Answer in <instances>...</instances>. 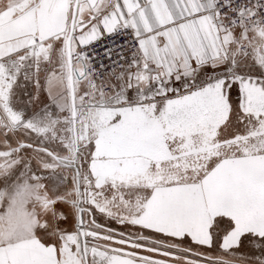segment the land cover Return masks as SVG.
I'll list each match as a JSON object with an SVG mask.
<instances>
[{
	"label": "snow or ice",
	"instance_id": "6c2138e0",
	"mask_svg": "<svg viewBox=\"0 0 264 264\" xmlns=\"http://www.w3.org/2000/svg\"><path fill=\"white\" fill-rule=\"evenodd\" d=\"M0 264H264V0H0Z\"/></svg>",
	"mask_w": 264,
	"mask_h": 264
}]
</instances>
